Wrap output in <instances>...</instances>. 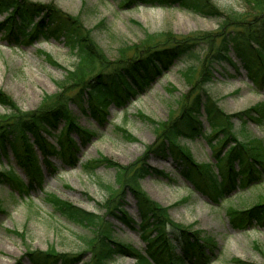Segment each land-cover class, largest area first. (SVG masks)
<instances>
[{
  "label": "rangeland",
  "instance_id": "rangeland-1",
  "mask_svg": "<svg viewBox=\"0 0 264 264\" xmlns=\"http://www.w3.org/2000/svg\"><path fill=\"white\" fill-rule=\"evenodd\" d=\"M26 1L50 5L79 20L102 55L94 56L93 65L87 66L79 51L66 45L62 37L39 43L28 39L8 43L1 31L6 20L0 15V94L5 101L0 103V121L66 98V116L53 134H64L69 122L78 129L69 130L66 138L76 147L72 151L78 162L73 168L52 149L47 153L49 164H44L41 152L33 146L41 180L28 190L27 197L10 188L0 175V264H31L25 254L33 251L76 256V264H92L93 244L100 231H108L116 244L147 256L146 242L137 235V224L131 228L122 225L112 211L117 206V211L139 221L135 199L128 189L136 185L165 209L172 223L217 246L216 251L205 254L212 259L211 264H264V228L237 230L227 213L243 212L264 201V178L244 191L226 192L225 200L213 202L178 174L172 155L161 157L150 150L161 139L165 125L186 111L195 95L205 93L224 114H234L230 124L236 142L264 158V86L256 88L251 84L239 60L237 67L227 62L210 63L207 54L220 42L223 17L247 10L244 0H211L222 13L221 18L177 6L128 5L125 0ZM180 41L187 44L186 53L167 66H157L158 73L153 74L149 84L122 105H108L102 113V125L95 116H86L72 99L82 82L102 70L101 61L109 63L105 68L108 71L135 57L136 51L140 55V47L170 46ZM79 69L83 70L81 76ZM77 79L80 81L75 82ZM191 111L190 107L187 112ZM199 120L207 126L204 116ZM81 130L94 135L82 141ZM46 139L55 150H61L54 136ZM175 141L194 162L209 164L212 172L219 175L206 142L199 139L191 143L184 136ZM225 148H221V154ZM0 161V171L10 165L18 177L28 182L11 153L8 160ZM141 163L147 166L148 174L134 184L130 180L133 175H128ZM159 172L170 179L162 174L155 179L154 174ZM60 204L87 212L89 218L76 221L64 209L57 210ZM153 235L151 231L149 237ZM108 264L137 263L134 256L126 253Z\"/></svg>",
  "mask_w": 264,
  "mask_h": 264
},
{
  "label": "trees",
  "instance_id": "trees-1",
  "mask_svg": "<svg viewBox=\"0 0 264 264\" xmlns=\"http://www.w3.org/2000/svg\"><path fill=\"white\" fill-rule=\"evenodd\" d=\"M125 1L128 5L177 6L203 16L220 18L222 16L211 0ZM244 2L247 5L244 13L223 17L220 29L224 31L216 49L212 52L207 51L208 61L234 64L233 56L241 62L253 85L262 87L264 85V0H244ZM0 14H3L6 20L1 29L9 42L14 40L13 42L16 43L21 38H28L30 41L34 38L59 40L62 37L66 45L79 51L83 65L87 66L93 65L94 56L102 55L98 49H95L93 40L79 20L69 18L50 5L44 7L26 0H0ZM141 48L140 55L136 51L135 57L108 71L105 68L109 63L101 61L104 64L102 70L81 83L72 99L78 102L84 114L87 115L88 110L90 115L96 116L110 103L121 105L130 95L135 94L137 89H142L149 84L153 74L158 73V70H155L157 66L160 64L167 66L184 55L187 44L180 41L170 46ZM82 72L83 70L79 69V76ZM77 81L80 79L75 82ZM131 82L134 83L130 84ZM65 100L66 98L61 100L59 98L53 105L48 104L45 108L29 112V114H21L15 118L7 117L0 121V160H8L11 153L28 178V183H25L15 174L14 168L8 166L7 169L0 171V175L7 178L11 188L26 194L36 181L41 180L33 146L41 152L43 162L47 164L45 155L49 153L48 149L52 148L46 139L47 136H54L63 148L70 145V141L64 145L61 134L53 135L58 123L66 116ZM0 103L5 104L1 94ZM190 107L193 115L187 112ZM187 110H182L176 120L165 125L161 139L150 150L161 157L166 154L172 155L178 165V174L195 190L212 201L219 202L224 199L226 192L236 189L242 191L264 178V158L236 142L230 124V118L234 114H224L205 93L195 95ZM200 116H204L207 122L206 127L199 120ZM103 122L104 118L101 117L98 123L103 124ZM67 127V132L76 129L70 122ZM92 135L90 132L82 131L81 138L83 141L89 140ZM178 136L188 138L191 143L202 137L214 153L213 157L220 170V176L212 172L209 164L194 162L192 156L177 145L175 138ZM224 145L228 147L221 155L220 149ZM60 154L64 163L74 166L77 159L68 147L60 151ZM134 171L128 175V178L133 175L130 180L134 184L137 179L148 174V168L144 166V163L137 166ZM164 176L170 179L166 173ZM128 189L136 202L139 218L137 233L146 242L144 251L147 256L132 247H126L121 243L116 244L108 236V231H100L93 244L95 255L91 261L92 264H108L117 255L126 253L136 257L137 264H209L211 259L205 254L216 251L217 246L214 243L200 240L195 234L172 223L166 217L165 209L150 200L137 185ZM63 209L76 221L82 222L89 218L87 212L77 208L67 209L61 204L57 210L63 211ZM116 209L117 206L112 211L116 213L118 220L131 228L135 223L133 218ZM228 214L235 229L245 230L254 226L264 228V201L254 204L243 212L230 210ZM151 231L154 235L149 237ZM25 257L32 264H76L79 260L76 256L39 251L28 252Z\"/></svg>",
  "mask_w": 264,
  "mask_h": 264
}]
</instances>
